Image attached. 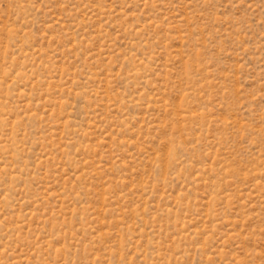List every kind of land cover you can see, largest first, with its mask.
Wrapping results in <instances>:
<instances>
[{"label":"rangeland","instance_id":"obj_1","mask_svg":"<svg viewBox=\"0 0 264 264\" xmlns=\"http://www.w3.org/2000/svg\"><path fill=\"white\" fill-rule=\"evenodd\" d=\"M0 264H264V0H0Z\"/></svg>","mask_w":264,"mask_h":264}]
</instances>
